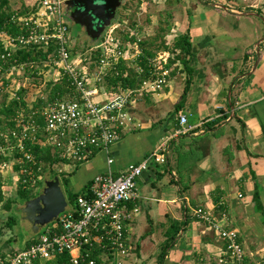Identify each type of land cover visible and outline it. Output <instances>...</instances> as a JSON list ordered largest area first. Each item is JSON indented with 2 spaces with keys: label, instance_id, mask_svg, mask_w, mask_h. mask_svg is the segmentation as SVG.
<instances>
[{
  "label": "crops",
  "instance_id": "crops-1",
  "mask_svg": "<svg viewBox=\"0 0 264 264\" xmlns=\"http://www.w3.org/2000/svg\"><path fill=\"white\" fill-rule=\"evenodd\" d=\"M182 3L186 6L170 9L180 18L175 16L166 38L173 43L187 34L190 55L180 54L162 91L129 107L133 125L107 154L96 153L77 165H55L54 179L66 201L65 191H89L96 176L110 170L118 177L180 129L184 116L183 128L191 131L171 141L165 165L151 163L136 180L137 197L126 205L129 253L123 264H219L225 243L194 216L196 209L211 213L216 222L226 215L222 226L237 233L244 264H264V0ZM31 4L13 0L19 13ZM129 11L118 22H129ZM248 13L254 16L242 15ZM141 25L129 22L131 29L145 32L140 31L143 38L154 36L148 33L152 28ZM9 177L5 175L4 189L16 194ZM63 179L68 185L63 186ZM255 193L261 212L255 209ZM32 239H26L24 249ZM6 253L0 236V255L12 252Z\"/></svg>",
  "mask_w": 264,
  "mask_h": 264
},
{
  "label": "built area",
  "instance_id": "built-area-1",
  "mask_svg": "<svg viewBox=\"0 0 264 264\" xmlns=\"http://www.w3.org/2000/svg\"><path fill=\"white\" fill-rule=\"evenodd\" d=\"M66 1L31 0L26 15L14 13L12 16L11 22L18 32L15 35L0 32L1 66L13 62L4 70L0 67L1 73L3 71L8 77L14 73L25 74L26 64L9 62L19 49L40 47L47 50L54 47V57L46 63L56 73L53 83L65 79L71 91L70 97L55 98L39 109L26 103V111L14 119V129L8 134L0 133L2 189L5 175H14V185L18 189L34 191L39 186L44 177V167L30 152L34 146L48 148L57 154L59 160L73 165L81 164L99 152L107 154L133 125L129 107L144 96L162 91L174 71L173 66L167 67V59L171 58L169 54L160 53L148 60V78L136 90L114 93L110 89L107 93L104 87L106 78L117 75L121 63L143 74L144 70L137 65L142 55L139 48L142 36L131 29L127 21L117 22L107 32L101 46L91 49L99 52L97 60L73 55L65 16ZM123 36L133 37V43L125 44ZM10 85L15 89L9 93V99L19 102L15 91L26 87L18 83ZM100 96H108L109 99L97 102L95 99ZM40 100L43 101V97ZM179 123L181 128L163 139L156 150L139 164L129 167L118 177H113L110 170L96 176L91 182L88 197L78 198L72 209L60 214L54 224L30 240L24 250L8 256L0 255V264H43L57 258H66L57 264H123L129 253L125 237L126 205L136 199V180L149 165H165L171 141L191 131L183 128L186 124L184 116L180 117ZM22 163L31 167L25 169ZM107 163L110 165L112 161ZM16 165L21 166L18 172L14 171ZM193 214L224 241L225 258L219 260V264L245 263L246 255L237 233L222 226L226 215L223 214L220 222H216L211 213L202 209H196Z\"/></svg>",
  "mask_w": 264,
  "mask_h": 264
},
{
  "label": "trees",
  "instance_id": "trees-1",
  "mask_svg": "<svg viewBox=\"0 0 264 264\" xmlns=\"http://www.w3.org/2000/svg\"><path fill=\"white\" fill-rule=\"evenodd\" d=\"M12 1L13 0H0V32H6L10 35H15L18 32V29L11 22L12 16L14 15V12L11 10L10 7V2ZM152 1L153 0H140L138 1V3L140 5L144 3L146 8H148L149 6H151ZM197 1L201 2V0ZM158 2H162L163 6L165 7L162 13L157 14L159 27L156 29V33L152 38L145 39L142 37V40L139 44V48L141 50L142 55L138 59L137 65L144 70L143 74H138L133 68L128 69L124 64L121 63L118 67L119 73L117 75L114 74L111 77L106 78L104 85L106 86L105 88L107 92H110V89H113L111 92L114 93H118L119 91L126 89L136 90L139 85L148 78L146 68L148 60L154 59L160 53L169 54V56L171 57L167 59V67L174 66L175 62L180 59V54H183L185 56L190 55V43L187 34L178 36L171 45H167L165 41L167 34L170 33L173 26V13L170 9L174 6H182V0H159ZM125 10H127V8H125L123 11ZM245 11L251 12L250 9H247ZM28 12L29 10H23V12L21 11L19 15L24 16ZM162 16L164 17V20L166 19V21L163 20V23ZM148 23H150V21H147V24ZM137 33L141 35L140 30L137 31ZM122 40L125 44L133 43V37L131 36H123ZM176 51H179L177 55H175ZM91 52L92 59L94 61L97 60L100 56L99 52L97 50H91ZM52 57H54V47H49L47 50H44L40 47H33L17 50L12 56V59L9 60V62L15 61L16 64H26V74L31 73L30 78L36 79L41 66H43L44 69L48 68V65L46 63L48 62V59ZM12 63H8L4 67H2L0 63V67H2V70H4L7 66H11ZM182 64L184 66V70L187 69V63L185 61H182ZM171 75H173V73H171ZM10 78L11 77L6 79L3 71L2 73L0 72V133L2 134H8L14 129V119L18 116L20 112L26 111V102L24 99V95L26 94V92L34 91L33 86L21 88V90L15 91L20 98L19 102H17L16 100L8 99L11 90L15 89V86L9 84ZM44 92L50 100H53L55 98H68L71 96V91L69 90L65 79H61L60 82L54 84L48 83ZM185 96L186 94L183 93V96L181 97V102L185 99ZM42 102V100H39V103L34 107L36 109H39L42 106L46 105V103ZM181 102H179V104ZM179 104L176 107L177 111L180 108ZM30 152L32 153L36 161H40L43 164L44 176L49 173L53 174V178L58 177L52 167H54V165H58L64 162L58 159L57 154L52 153V151L48 148L41 149L38 145L32 147L30 149ZM22 166L25 167V169L31 167L27 163H22ZM20 167L21 166L16 165L14 167V171L18 172ZM62 184L63 186L68 185V180L63 179ZM1 188L2 186L0 184V207H2L5 211L9 213L15 208H17L19 202L22 204H26L28 201L34 199L33 197H29L32 191L25 190L20 187L18 189V192L16 193L17 195L15 198L8 199L7 201H5L2 195ZM89 195L90 193L87 190L78 194L68 193V200L72 205L75 206L76 201L79 197H88ZM253 202L255 205V209L261 212L262 210L256 193L253 197ZM29 244L30 241L26 246L28 247ZM62 261H66V258H57L55 261H49L43 264H57Z\"/></svg>",
  "mask_w": 264,
  "mask_h": 264
},
{
  "label": "rangeland",
  "instance_id": "rangeland-1",
  "mask_svg": "<svg viewBox=\"0 0 264 264\" xmlns=\"http://www.w3.org/2000/svg\"><path fill=\"white\" fill-rule=\"evenodd\" d=\"M138 1L140 0H125V4L123 5V7H121L117 11V16L122 17L123 12H124L123 10L127 8V10H130L128 13L129 15L128 18L130 20L129 22L138 20L139 23L142 24L141 25L142 27L152 28V31L150 30L148 33H153V35H155L156 29L159 27V21L157 19V14L162 13L165 7L163 6L162 2H158L159 0L158 1L153 0L151 6H149L148 8H146L145 4L140 5ZM183 5L186 6V3H182V6ZM10 7L14 13L19 14L20 12V11L18 12L19 6L16 5L14 7L13 1L12 3L10 2ZM140 9H142L143 12H140ZM175 16L176 18H180L179 14H176V15L175 13L172 14V18H173L172 22L174 23H175ZM163 20H164V17L162 16V23L166 21V19L164 21ZM147 21H150V23L147 24ZM123 22H126V21H121V20L119 21L120 24ZM129 22L127 21V24H129ZM68 28H69V34L71 37V41H72L73 55L78 54L82 57H91L92 52H90V50L92 49V46L94 43L89 38V36L86 34L83 27L73 24L70 20H68ZM140 31H142V33H145L142 29ZM117 33L118 32H116L115 35H117ZM263 35H264V32H263ZM165 41H166V44L167 43L170 45L172 44L170 42V39L168 38H165ZM39 71H38L39 74H37L36 79L30 78L31 73L26 74V68H25V74L14 73L13 75L10 76L11 78L9 80V84L18 83L19 85L24 86V87H31V86L34 87L33 92H26V94L24 95L25 102L28 104L37 105L39 103L40 97H43L44 99L42 103L47 104L50 101L48 96L45 94L44 90L46 89V85L48 83L54 84L53 80H54V77L56 78V73L53 70H50L49 68L44 69L43 66H41ZM181 72H184V70L182 69ZM4 76L6 79L9 78L7 75H4ZM29 83L31 84V86H29ZM104 87L106 86L104 85ZM52 175L53 174L48 173L47 175L42 177L39 186L36 188V190L30 193L29 197H33V198L37 197L44 188L45 180L46 179L54 180ZM8 180L14 182V175L9 177ZM1 191H2V195L5 201L8 199H13L17 195V194H14L8 191L7 188L4 189V187L3 189L1 188ZM14 192L16 193L18 192V187H14ZM65 196H66V206L70 207L71 203L68 200V193L66 191H65ZM22 205L24 204L19 202L17 205V208H15L10 213L5 211L2 207H0V236H1V240H3L5 251L7 253L21 251L22 249H24L26 239H28L29 237L37 238L44 232V229H45V228L40 229L37 233L33 232L32 228L29 227L28 222L23 218V215L21 213V209L23 208ZM53 224L54 222L49 223L48 226H52Z\"/></svg>",
  "mask_w": 264,
  "mask_h": 264
},
{
  "label": "water",
  "instance_id": "water-1",
  "mask_svg": "<svg viewBox=\"0 0 264 264\" xmlns=\"http://www.w3.org/2000/svg\"><path fill=\"white\" fill-rule=\"evenodd\" d=\"M124 4L125 0H68L64 5L65 16L73 24L83 27L94 43L92 49H98L107 32L118 22L117 11ZM24 206L21 213L34 233L55 222L68 210L60 182L56 179H46L42 192Z\"/></svg>",
  "mask_w": 264,
  "mask_h": 264
},
{
  "label": "flooded vegetation",
  "instance_id": "flooded-vegetation-1",
  "mask_svg": "<svg viewBox=\"0 0 264 264\" xmlns=\"http://www.w3.org/2000/svg\"><path fill=\"white\" fill-rule=\"evenodd\" d=\"M24 205H25V204H24ZM24 205H23V208L25 207ZM22 215H23V218H24V217H25L24 214H22ZM24 219H25V218H24Z\"/></svg>",
  "mask_w": 264,
  "mask_h": 264
}]
</instances>
